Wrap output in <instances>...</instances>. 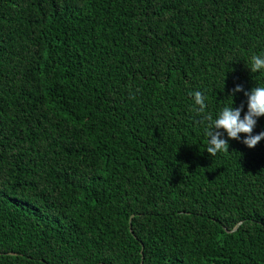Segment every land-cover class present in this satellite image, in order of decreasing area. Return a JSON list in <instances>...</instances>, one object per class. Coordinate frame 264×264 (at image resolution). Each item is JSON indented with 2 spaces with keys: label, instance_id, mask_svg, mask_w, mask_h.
<instances>
[{
  "label": "trees",
  "instance_id": "trees-1",
  "mask_svg": "<svg viewBox=\"0 0 264 264\" xmlns=\"http://www.w3.org/2000/svg\"><path fill=\"white\" fill-rule=\"evenodd\" d=\"M257 55L264 0H0V264H264Z\"/></svg>",
  "mask_w": 264,
  "mask_h": 264
},
{
  "label": "clouds",
  "instance_id": "clouds-1",
  "mask_svg": "<svg viewBox=\"0 0 264 264\" xmlns=\"http://www.w3.org/2000/svg\"><path fill=\"white\" fill-rule=\"evenodd\" d=\"M258 70H264V56L252 57L251 71L256 72ZM239 91H243V88L241 85H236L233 89V95ZM192 95L195 105L199 106L196 111L204 114L206 97L201 91H195ZM245 95L248 96V103L247 112L243 118H241L243 105L236 108L225 106L216 119H213L210 115L205 116V120L208 121L206 135L209 138L206 150L212 156H215L217 152L229 151L228 141L222 138V133L217 131L218 129H223L231 139L239 140L241 133L247 134L243 143L249 148L255 147L264 138V131L256 135L252 134L257 123L256 118L264 116V86L254 87L250 93L245 92Z\"/></svg>",
  "mask_w": 264,
  "mask_h": 264
}]
</instances>
